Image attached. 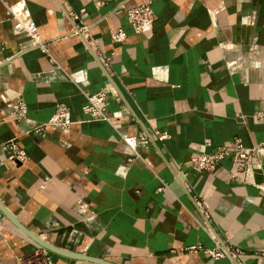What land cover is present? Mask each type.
<instances>
[{"label": "crops", "instance_id": "1", "mask_svg": "<svg viewBox=\"0 0 264 264\" xmlns=\"http://www.w3.org/2000/svg\"><path fill=\"white\" fill-rule=\"evenodd\" d=\"M142 2L0 0V200L41 238L113 264H264V0H152L151 30L134 34L125 10ZM8 6L35 22L44 50L13 30ZM99 90L110 122L84 121ZM58 103L73 122L62 129L50 124ZM236 138L253 151L237 178L230 156L211 172L187 164ZM12 139L27 161H8ZM215 242L241 252L234 263L185 251ZM48 261L94 264L40 247L0 213V264Z\"/></svg>", "mask_w": 264, "mask_h": 264}, {"label": "built area", "instance_id": "2", "mask_svg": "<svg viewBox=\"0 0 264 264\" xmlns=\"http://www.w3.org/2000/svg\"><path fill=\"white\" fill-rule=\"evenodd\" d=\"M152 0H143L137 6L128 8L125 10L126 21L130 26L134 34H144L151 30L154 13L152 9ZM6 15L13 22V30L19 34H24L32 40V46L39 47L44 50L43 44L40 42L37 32V26L30 16L25 12L22 7L8 6L6 9ZM83 35L86 33L85 27L78 30ZM127 37V34L122 29H117L111 33V39L114 42L121 43ZM111 55V54H110ZM110 55L104 58H99L101 63H106L110 59ZM107 93L104 90H99L93 94H86V102L82 106L81 110L84 116V121H105L110 122L109 113L107 111ZM13 112L17 116V121L20 125H24L26 106L23 102H18L14 106ZM256 115L264 116V111L257 112ZM73 122L69 119L68 108L62 104H56L54 115L51 119L50 124L56 128H66ZM30 129H26V132H30ZM34 132L39 131V127L33 128ZM159 138H165L166 134H158ZM144 139V137H142ZM123 142L131 149H134L136 144V138L134 137H123ZM2 149L7 152V159L10 163H23L27 161L28 157L21 147L17 145L15 140H10L3 144ZM230 151L225 147H218L212 153H199L193 155L187 162V164L195 171H214L219 165L220 161L230 156L238 165V172L231 174L232 177L237 178L239 173H242L243 168L248 165L253 151L243 146L240 139H234L229 145ZM84 206L82 203L80 207ZM188 253H203L212 259L228 258L233 263L235 258L241 252L237 249L230 250L218 242H215L213 247H204L200 244L188 246L185 248ZM264 255V250L261 251ZM47 264H51L48 261Z\"/></svg>", "mask_w": 264, "mask_h": 264}, {"label": "water", "instance_id": "3", "mask_svg": "<svg viewBox=\"0 0 264 264\" xmlns=\"http://www.w3.org/2000/svg\"><path fill=\"white\" fill-rule=\"evenodd\" d=\"M98 59V58H97ZM0 213L13 225L15 226L22 234L30 238L33 242L38 244L40 247L60 256L83 260L87 262H91L94 264H113L101 258L93 257L84 253L70 251L64 248H61L37 235L35 232L27 228L24 224H22L17 217L3 204L0 200ZM47 214L45 213L43 208H39L38 212L35 214V218L38 221H43Z\"/></svg>", "mask_w": 264, "mask_h": 264}, {"label": "bare ground", "instance_id": "4", "mask_svg": "<svg viewBox=\"0 0 264 264\" xmlns=\"http://www.w3.org/2000/svg\"><path fill=\"white\" fill-rule=\"evenodd\" d=\"M17 7H19V8H20V6H17Z\"/></svg>", "mask_w": 264, "mask_h": 264}]
</instances>
